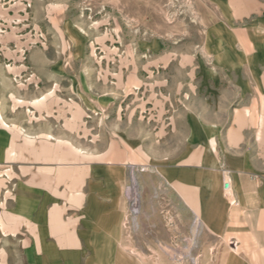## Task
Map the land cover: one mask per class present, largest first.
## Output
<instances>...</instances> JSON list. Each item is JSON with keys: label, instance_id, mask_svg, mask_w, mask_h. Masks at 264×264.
I'll list each match as a JSON object with an SVG mask.
<instances>
[{"label": "rangeland", "instance_id": "obj_1", "mask_svg": "<svg viewBox=\"0 0 264 264\" xmlns=\"http://www.w3.org/2000/svg\"><path fill=\"white\" fill-rule=\"evenodd\" d=\"M260 22L264 0H0V106L11 125H0V134L18 154L0 157V264H72L66 256H44L45 248L48 243L61 253L76 248L78 237L79 249L86 247L97 224L83 212L91 188H82L64 222L54 217L51 223L43 211L44 188H35L28 204L18 185L29 166L33 177L43 179L46 166H56L61 155L79 156L87 177L112 146L130 158L121 231L122 246L139 255L132 258L211 264L190 210L147 158L157 152V124L204 99L211 74L264 72V65L250 61L257 55L252 44ZM232 37L236 44L247 41L242 56L249 58L233 68L220 60ZM31 119L35 149L20 144ZM46 230L53 240H39ZM90 258L77 259L89 264Z\"/></svg>", "mask_w": 264, "mask_h": 264}, {"label": "crops", "instance_id": "obj_2", "mask_svg": "<svg viewBox=\"0 0 264 264\" xmlns=\"http://www.w3.org/2000/svg\"><path fill=\"white\" fill-rule=\"evenodd\" d=\"M254 30L258 37L255 36L252 48L257 50V55L250 61L261 66L264 65V22ZM218 38L219 44L224 43V37ZM241 40L236 44L232 37L225 43L221 63L232 68L248 63L249 58L242 56L247 53V41ZM217 76H209L213 85L206 90L204 99L199 98L172 113L167 124L165 121L161 127L157 124V152L147 158L146 146H141L142 158L156 162L162 181L174 188L190 210L199 226L198 241L204 251H210L211 264H264V72ZM28 124L29 133L20 144L28 143L35 149L38 135L32 129H36V122L31 119ZM0 125L11 127L1 106ZM18 136L23 139L21 132ZM126 136L134 138L133 134ZM0 150L4 160L18 155L6 145L2 134ZM99 157L102 158L94 160L87 177L79 156L55 158L56 166H46L43 179L33 177L29 166L28 176L18 185L19 198L30 204V194L39 192L35 188H44L45 218L49 216L51 223L54 217L64 222L72 201L81 197L82 188H91L85 195L87 205L83 212L91 223L97 224L86 239V247L79 249L81 238L78 237L73 239L76 248H64V252L56 254L47 243L44 256H66L72 264H79L77 258L82 255L91 257L89 264H143L140 259L132 258L138 254L122 246V188L130 158L118 156L113 146ZM227 179L235 204H231L224 188ZM47 235L46 230L39 240H53V236Z\"/></svg>", "mask_w": 264, "mask_h": 264}, {"label": "built area", "instance_id": "obj_3", "mask_svg": "<svg viewBox=\"0 0 264 264\" xmlns=\"http://www.w3.org/2000/svg\"><path fill=\"white\" fill-rule=\"evenodd\" d=\"M134 173H135V168L133 166H130L129 167L130 179L134 180ZM129 188H135V187L134 186L133 187L130 186ZM224 188H225L226 192L229 194V196L231 198V204H235L236 203V199L233 196V192H232V189H231V184H230V181L228 179L224 181ZM130 200H133V196L130 197Z\"/></svg>", "mask_w": 264, "mask_h": 264}]
</instances>
